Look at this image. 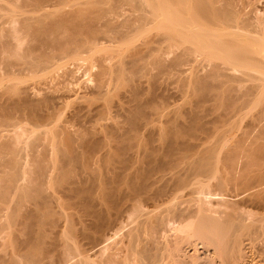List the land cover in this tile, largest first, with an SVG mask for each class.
Listing matches in <instances>:
<instances>
[{"label": "bare ground", "instance_id": "6f19581e", "mask_svg": "<svg viewBox=\"0 0 264 264\" xmlns=\"http://www.w3.org/2000/svg\"><path fill=\"white\" fill-rule=\"evenodd\" d=\"M6 1L15 3L25 13L30 10L31 15L44 9L33 16L26 15L29 12L24 15L20 9L19 13L11 8L13 5H4L0 0L1 12L7 11L0 13V24L7 23V27H0V63L3 64L0 67H5L9 75L11 72L13 76L23 75L27 70L32 74L33 69V74L41 69L39 73L43 69L48 72L57 62L73 56V67L67 68L69 63L66 67L65 63L61 71L63 76L69 73L67 77L73 79V72L79 71L74 65L80 64L75 59L79 61L83 53L87 56L96 51V54L97 46L105 42L111 44L106 46L112 50L104 47L107 51L102 48L103 55L100 52L97 57L91 55L98 62L100 72L97 69L94 73L98 79L95 88L102 94L108 90L107 84L119 79L124 89L129 87L130 95L125 96L128 103L132 102L128 107L119 104L120 101L116 106L113 104L116 111L126 112L122 113L123 124L101 125L94 120L99 128L91 125L95 129L88 132L71 129L85 110L86 114H99L96 119L99 116L101 120L113 108L108 100L103 104L109 105H96L93 110L91 103H86L75 106L67 124L47 131L51 135L46 137L47 141L43 137L38 143L41 139L35 136L26 142L25 131H21L26 130L29 135L32 133L29 127L21 125L19 131L14 128L13 136L8 134L10 131L7 133V128L13 129L16 119L20 122L26 118L32 120L30 123L50 121L48 109L56 99L30 98L27 94L30 89L19 86L16 77L15 82L11 78L9 84L0 87V264H196L198 256L183 263L185 246H191L194 252L198 251V244L211 248L213 258L221 260L228 242L227 231L235 220L242 219L244 227L247 220L257 221L262 234L263 7H255L253 0L255 5L251 0H88L86 3L67 0L72 5L75 3V7L66 10V6L59 9L57 5L62 0ZM84 3L87 7L80 8ZM76 4H80L79 8ZM47 6L55 8L46 10ZM147 27L153 33L149 30L150 34H146ZM141 34L145 36L143 42L137 45L135 40L130 45ZM23 36V42L28 40L23 43L27 44L25 50L20 46ZM112 44H119L118 48ZM87 58L83 56L81 61ZM63 67L67 68L65 74ZM154 69L157 71L152 72ZM108 70L111 77L106 76ZM171 75L178 77L181 85L192 86L191 91L197 96L195 102L167 111L166 97L152 93L155 95L152 98L142 99L144 88H138L141 78L153 85L157 78ZM72 79L69 78L71 84ZM70 87L71 91L75 90ZM93 96L80 98L97 100ZM154 97L162 101L157 102ZM24 142L32 150L30 174ZM204 168L211 170L210 178L222 174L220 181L217 180L220 187H216L217 181L213 185L212 179H204L209 177H204L207 170L205 175L199 174ZM200 175L205 181L199 180ZM178 196L184 199L179 197L178 201ZM171 203L181 205V208L176 206L180 209H176L178 213L173 214L171 208L168 211L173 215L166 212ZM162 206L167 207L162 213L164 217L158 214ZM153 218L155 222L161 220L157 226ZM224 224L227 231L222 229ZM256 231L258 234L259 230ZM254 233L247 235L249 240L241 233H234L228 239L234 238L235 244H240L242 239H253L250 245L254 241L258 245L259 236L254 237ZM147 244L150 248L154 244L158 247L149 258L145 251ZM256 251L253 260L262 262L264 255ZM210 263L206 260L205 264Z\"/></svg>", "mask_w": 264, "mask_h": 264}, {"label": "rangeland", "instance_id": "374dc122", "mask_svg": "<svg viewBox=\"0 0 264 264\" xmlns=\"http://www.w3.org/2000/svg\"><path fill=\"white\" fill-rule=\"evenodd\" d=\"M5 3H3V2ZM69 1V0H68ZM71 2H74L75 0H70ZM81 1L82 0H80L79 2L81 3ZM85 1H88V0H84L83 2H85ZM252 1V0H251ZM256 3V5H255V3ZM251 3L253 4V5H255V7L256 6H258V7H263L262 8V11L264 12V0H253ZM259 1V2H258ZM63 2H67V0H62L59 4H57V5H59V9H63V7L64 6H66V10L68 9V10H72L71 8H72V6H74L75 7V3H73V5L71 4V3H69V2H67L66 4L68 5H65V3H63ZM77 2H78V0H77ZM258 2V3H257ZM1 3H3L4 5H7V6H9V4H10V6H12L11 8H14V9H18V8H16L15 6H14V4H12L11 5V3L12 2H10V1H8V3H7V1L5 0H1ZM7 3V4H6ZM62 3H63V5H62ZM71 5H69V4ZM86 3V2H85ZM85 3H84V5L83 6H80V4L79 5H77V8H79V6H80V8H83V7H87V6H85ZM2 4V5H3ZM251 4V5H252ZM258 4V5H257ZM51 5V3H49V6ZM57 5H55L56 6V8H58V6ZM251 6V7H253L254 8V6ZM49 6H47L45 9L46 10H49V8L51 9L52 8V6L51 7H49ZM102 6H103V4H102ZM61 7V8H60ZM68 7H71V8H68ZM104 7H106V5L104 6ZM257 7V8H258ZM26 8V7H25ZM24 8V9H25ZM53 8H55L54 6H53ZM53 8H52V10H53ZM77 8H74V9H77ZM126 8V7H125ZM20 9V8H19ZM19 9H18V11L17 12H19ZM22 9V8H21ZM20 9V11H21V13H23L24 12V15L27 13V12H29L30 10L28 9V8H26L27 10H29V11H27L26 13H25V11H22ZM73 9V10H74ZM44 10V9H43ZM42 10V11H43ZM55 10V9H54ZM32 11H34V10H32ZM42 11H34L36 14H38V13H40V12H42ZM4 12V11H3ZM1 12V10H0V13H2V14H4V13H6V12ZM9 12V11H8ZM20 13V12H19ZM31 13L32 12H29V13H27L26 15H31ZM35 13H33L34 15H35ZM33 14L31 15V16H33ZM1 16V15H0ZM0 20L2 21V18L0 17ZM1 21H0V23H1ZM6 23V22H5ZM2 24H3V22H2ZM7 24V23H6ZM1 25L0 27L2 28L3 26L5 27H7V25ZM16 25H19L18 23L16 24ZM8 26H9V24H8ZM0 28V29H1ZM148 28H150V27H147V29ZM145 30V32H146V34H150V33H153V32H151V29H148V30ZM150 30V31H149ZM150 33H149V32ZM152 31H155V30H152ZM145 32L143 33L144 35H145ZM143 34H141V36H136V37H134L133 39L134 40H132L131 42H129L130 43V45H133V44H139V42L140 43H142L143 42V40H141V39H143ZM21 35H23V34H21ZM24 36H25V33H24ZM23 36V38H22V44L23 43H28V40L27 39H29V37H27L26 36V40H27V42L25 41V42H23V39L25 38ZM147 36V35H146ZM138 37H140L139 39H138ZM145 37V36H144ZM145 39V38H144ZM135 40L137 41V42H135ZM135 43H134V42ZM104 42V41H103ZM132 42H133V44H132ZM20 44V46L22 47V48H24V49H22V50H25V45H27V44ZM101 44H104V45H102L101 46ZM106 44H109V43H106ZM106 44H105V42L104 43H102V42H100V46L98 45L97 47H98V52L97 53H102V55L107 51V49H109L108 48V45L106 46ZM120 44V43H119ZM119 44H115V45H113L112 44V46H114V48L116 47V48H118L117 47V45H119ZM137 44V45H138ZM111 46V44H109V47ZM104 47H107V49L106 48H104ZM101 48V49H100ZM102 48L103 49H105V52H101V50H102ZM115 48V49H116ZM124 48V47H123ZM122 48V49H123ZM19 49H21V48H19ZM19 49H18V51H19ZM109 50H112V48H110ZM108 50V51H109ZM103 51V50H102ZM20 52V51H19ZM94 52V51H93ZM93 52L92 53H88L87 54V56L85 55V53H83L82 55L84 56V59L85 58H87L88 56H90V61H91V59H92V61H94V63H93V65H92V61L90 62L89 60H88V58H87V60L86 61H81V59H83V56L81 57V56H79V58H78V60L79 61H77V58L75 59V63L77 64V62H78V64L80 65V67L81 68H78L79 67V65H78V67L76 66V65H74L76 68H74V69H78V70H74V71H78V73H76V72H73V77L75 78V76H76V80H74V78L72 79L71 77V74H70V76L71 77H69L70 79H72L73 81H72V84H71V82H70V80H69V78L67 77V74H69V73H66L65 71L67 70V68L69 67V66H71L72 65V67H73V63H74V58L75 57H73V56H70V59H68V58H66V60H65V58L63 59V60H61V62H63V64L61 63V62H57L58 64L60 63L61 65H58L57 63V65L56 64H54L53 66H51L52 68H50V69H52V71L48 68V72H44V69H43V71L42 72H44V73H39L41 70H39L36 74H33V71H34V69H33V71H32V74H31V72H28V73H30V74H28L27 73V71H30V70H25L26 72V74L25 73H23V75H19V74H16L17 76H19V77H17L15 74V76H13L11 73V70H9L11 73H10V75L8 74V70H6L5 69V67H3V66H1V67H3V68H1V69H3L4 70V72L2 71V70H0V72L2 73H0L2 76H0V79H1V77H3L4 75L3 74H5V73H7V74H5V75H7L6 77L4 76V81H3V79H1L0 81L2 82H0V87H1V89H2V87L4 88L5 87V85L4 84H9V80L11 81V78H12V81L11 82H13L16 78H17V81H16V83L18 84H20L19 86H22V87H28L29 89H30V91L28 92L27 91V94L29 93V95H30V98L32 97V98H43V97H48L49 96V98L51 97H54V99H56V100H54V103H52V105H51V103H50V108L48 109L49 110V112L51 113V118H50V121L48 120V121H46V122H35V121H33V123H30V122H32V120L30 121L29 119L28 120H26V118H24V119H22L20 122H18V121H16L17 119L16 118H14V119H16V120H14L13 122H14V125L16 124V123H18V124H16L15 126L13 125V129H12V127L10 126L9 128H7L8 129V131H7V133L8 134H11V131L12 130H14V128H16L15 130L16 131H19V129H21L22 130V128H20V127H22L23 126V128H25V126L26 127H29L32 131V133L30 134L29 133V135H27L28 133H26V130H22L21 132H23V131H25V135H23L24 136V138L26 139V142H29L31 139H33L35 136L36 137H38V140H40V141H38V143L39 142H41L44 138H45V140H46V137H50L51 135H48L47 133V131H49V130H53V127H54V129H59V127L60 126H62L64 123L65 124H67L66 123V120L68 119L69 120V118H70V116L72 115V112H73V110L75 109V106L77 105H84L85 106V104L86 103H91L90 105H91V108H92V110H93V107H94V109H95V106L97 105H99V106H101L103 103H104V101H107L110 105H111V107H113L114 105L116 106V105H118V103H119V101H120V103L119 104H123L124 106L126 105L127 107H128V104L130 103V102H132V101H130L129 103H128V100H127V98H126V96H127V94H128V88L127 87H125V88H127V89H124V83L123 84H121V82H119V79H116V83L115 82H111L110 80L112 79H110L109 80V82H111L110 84H107L108 86H107V88H108V90L106 89V90H104V92L102 93V94H104V95H102V94H98L99 93V91L95 88V87H97L95 84H97L98 85V83H95V81H96V77H95V75H94V73L97 71V69H98V72L97 73H100L99 72V66H97V64H96V62H95V59L93 58V56L94 57H97V53L95 54V52H94V54L96 55H94L93 54ZM91 55H93L92 56V58H91ZM98 56H101L100 54H98ZM73 58V59H72ZM69 61H68V60ZM68 61V62H67ZM72 61H73V63H72ZM81 61V62H80ZM90 63V65H89V63ZM65 63H66V65H65ZM69 63V64H68ZM70 63H72V64H70ZM98 63V62H97ZM67 64H68V66H67ZM95 64V65H94ZM0 65H3V64H1L0 63ZM65 65V67L67 66V68L65 69V67H63L64 69V71H63V73L65 74V76H63V74H62V66H64ZM60 66V67H59ZM59 67V68H58ZM72 67H70V69H72ZM98 67V68H97ZM61 68V69H60ZM87 68V69H86ZM58 69V70H57ZM35 70H37V69H35ZM47 69H45V71H46ZM60 70V71H59ZM7 71V72H6ZM152 72H156L157 70L156 69H154V70H151ZM35 72V71H34ZM108 72L109 73H106V76H107V74L109 75L110 74V71L108 70ZM151 72V73H152ZM78 75V78H77V75ZM96 73V74H97ZM74 74H75V76H74ZM62 75V76H61ZM111 75V74H110ZM109 75V77H111ZM11 76H13V77H11ZM21 76V77H20ZM52 76V77H51ZM98 76V75H97ZM175 75H171V77L169 76H162V77H160L159 79L157 78V80H156V83H154L153 85H152V83L150 82V83H146V78L145 79H143V78H141V84H140V86L138 87V88H144L143 90L144 91H141L143 94H142V99H149V98H152L153 96H155L156 94H157V96H160V97H166V99L165 100H167V106L169 107H166V109H168L167 111H169V110H171V108H172V111L173 110H175L176 108H174L175 106H177V108H178V106H183V105H185V107L188 105L189 106V104L190 103H192V101L193 102H195V98L197 99V96L196 97H194V95H195V93L193 92L192 93V91H193V88H192V86H191V88H190V86L189 85H186V86H184V85H181V83L182 82H180L179 81V79H177L178 77H174ZM16 77V78H15ZM164 77V78H163ZM13 78H15V79H13ZM18 78L20 79V80H25V82H23V81H21V82H18L19 80H18ZM113 78H114V76H113ZM8 81H6V80ZM65 79V80H64ZM66 79H68V80H66ZM78 79V80H77ZM113 80V79H112ZM66 81V82H65ZM67 81H68V83H67ZM97 81H98V79H97ZM121 81V80H120ZM139 81H140V79H139ZM179 81V82H178ZM15 82V81H14ZM70 82V83H69ZM118 82V83H117ZM136 82H137V80H136ZM94 83V84H93ZM1 84H3V86L1 85ZM22 84V85H21ZM23 84H24V86H23ZM112 84H114L113 85V87H112ZM119 84V85H118ZM137 84V83H136ZM144 84V85H143ZM148 84V85H147ZM149 84H151L150 85V87H149ZM158 84V85H157ZM183 84V83H182ZM110 85H111V87H110ZM157 85V86H156ZM70 86H72V89H75L73 92H75L76 94H75V96H74V93H72V91H71V87ZM118 86V87H117ZM122 86V87H121ZM126 86V85H125ZM155 86V87H154ZM182 86V87H181ZM189 86V87H188ZM74 87V88H73ZM149 87V88H148ZM154 87V88H153ZM186 87V88H185ZM70 88V89H69ZM93 88H95V90L93 89ZM111 88H112V90H111ZM184 88V89H183ZM1 89H0V91H1ZM35 89V90H34ZM90 89V90H89ZM147 89V90H146ZM67 90H69V92L67 91ZM109 90H110V92H109ZM127 90V91H126ZM192 90V91H191ZM34 91V92H33ZM38 91V92H37ZM64 91V92H63ZM94 91H98L97 93L96 92H94ZM108 92V94H107V92ZM158 91V92H157ZM68 92V93H67ZM119 92H120V94H119ZM150 92V93H149ZM162 92V93H161ZM31 93H33V94H31ZM35 93V94H34ZM88 93V94H87ZM91 93V94H90ZM93 93V94H92ZM123 93V94H122ZM152 93H154L153 94V96L151 95ZM46 94V95H45ZM68 94H73V95H71V96H69ZM95 94V95H94ZM118 94V95H117ZM148 94H149V96H148ZM159 94V95H158ZM194 94V95H193ZM81 95V96H80ZM93 96V97H96L97 96V100L96 99H94L93 98V100H88V99H85L84 97H83V99H81L82 98V96H85L86 98H88L87 96H89V98H91V96ZM100 95L102 96V97H100ZM113 95V96H112ZM120 95L122 96V95H126L125 97L123 96V99H118V98H120ZM130 94H128V96H129ZM162 95V96H161ZM56 96V97H55ZM81 98H80V97ZM98 96H99V98H98ZM106 97V99H105V97ZM127 96V97H128ZM156 96V97H157ZM69 97V98H68ZM108 97V98H107ZM156 97H154V100L155 101H159V102H161L162 101V99L160 98V97H158V98H156ZM59 98V99H58ZM78 98H79V100H78ZM124 98H126V99H124ZM92 99V98H91ZM102 99H104V100H102ZM112 101H110V100ZM156 99H158V100H156ZM161 101H160V100ZM198 99H199V97H198ZM85 100V101H84ZM87 100V101H86ZM126 100H127V102H126ZM164 100V98H163V102L165 101ZM53 101V100H52ZM68 101V102H67ZM90 101V102H89ZM191 101V102H190ZM74 102V103H73ZM94 102V103H93ZM100 102V103H99ZM106 102V104H103V105H107L108 103ZM118 102V103H117ZM116 103V104H115ZM209 103V102H208ZM108 104V105H109ZM114 104V105H113ZM169 104V105H168ZM129 105H131V103L129 104ZM83 106V107H84ZM87 106H88V104H87ZM87 106H86V108H87ZM96 106V107H97ZM114 106V107H115ZM125 106V107H126ZM112 108V110H111V112H109L108 114H107V116L106 115H103V118L100 120V117L99 116H97V119H96V115H99V114H94L93 112H90V114L89 113H87L86 114V110H85V112H83L82 114H80L79 115V117H77V120L75 119V122H74V124L73 125H75L74 127H73V125H71V123H68V124H70L72 127H71V129H76V128H78V130L80 131V129H83V131H85V129L87 130L86 132H88V131H91V130H94L95 128H92L91 129V125L93 126V125H95L96 126V128H99L98 127V125H99V123H101V125H104V124H106L107 123V125L109 124V125H114L113 123H115V124H117V123H119L120 122V124H123L122 122H123V119H125V118H123L122 116L126 113V112H122V111H119L120 109H118V111L119 112H121V114L118 112V111H116V108ZM184 107V109H186ZM174 108V109H173ZM53 109V110H52ZM57 109V110H56ZM182 109V108H181ZM58 111V112H57ZM95 112V111H94ZM116 112V113H115ZM57 113V114H56ZM118 113V114H117ZM122 113H124V114H122ZM84 114V115H83ZM90 117H89V116ZM17 116V115H16ZM15 116V117H16ZM84 116V117H83ZM87 116V117H86ZM95 116V119L94 118H92V117H94ZM101 116V115H100ZM105 116V117H104ZM55 117V118H54ZM79 118H80V120H79ZM88 118V119H87ZM99 118V119H98ZM106 118V119H105ZM56 119V120H55ZM103 119H104V121H103ZM94 120H98V124L96 123V122H94ZM122 120V121H121ZM65 121V122H64ZM107 121V122H106ZM16 122V123H15ZM22 122V123H21ZM78 122V123H77ZM104 122V123H103ZM124 122H125V120H124ZM20 123V124H19ZM41 124H43L42 126H40ZM52 124V125H51ZM22 125V126H21ZM25 125V126H24ZM35 125V126H34ZM46 125V126H45ZM20 126V127H19ZM95 126H93V127H95ZM68 127H70L69 125H68ZM70 129V128H69ZM88 129H90V130H88ZM42 131V132H41ZM44 131V132H43ZM82 131V130H81ZM82 131V132H83ZM35 132V133H34ZM46 132V133H45ZM44 133L46 134V136L44 135ZM49 133H51L52 134V131L51 132H49ZM39 134V135H38ZM14 135V132L10 135V136H13ZM44 135V136H43ZM48 135V136H47ZM40 136V137H39ZM44 137V138H43ZM29 140H28V139ZM40 138V139H39ZM1 139V138H0ZM48 139V138H47ZM1 141V140H0ZM47 141V140H46ZM25 145V146H24ZM23 152H24V156H25V158H28V160L27 159H25L24 158V160L26 161L27 160V164L28 165H26V167H28L29 169H28V171L30 170L31 172H32V168H33V166H31V165H33V162H32V164L30 163L32 160H31V158H32V156H30L31 155V147L28 145V143H23ZM37 148H39V145H38V147H35V149L37 150V152H38V150H40V148L39 149H37ZM24 149H25V151H24ZM34 150V149H33ZM36 150H34V151H36ZM23 154V153H22ZM28 154V155H27ZM28 157H27V156ZM29 157H31L30 159H29ZM23 160V159H22ZM31 164V165H30ZM29 165H30V167H29ZM31 168V169H30ZM203 170H204V172H203ZM208 172H207V171ZM29 171V174L31 173ZM205 171L208 173V174H204L205 173ZM209 172H211V170L209 169H206V168H204V169H201V171L199 172V174H204L205 176L204 177H206V176H209V177H206V178H204V177H202L201 175L198 177L199 178V180H209V178H210V173ZM212 174V173H211ZM219 174V173H218ZM216 174V176L215 177H219L220 176V178L218 179V177L217 178H215L214 177V175L213 176H211V178L210 179H212L211 181H212V184L214 185V183L217 181V180H219L220 181V179H221V175L219 174ZM200 177H202V178H204V179H202V178H200ZM213 177V178H212ZM216 179V180H215ZM24 180H26V179H23V181ZM192 179H190L189 178V181H191ZM204 180V181H205ZM187 181H188V179H187ZM192 181H194V180H192ZM210 181V182H211ZM219 181H217L216 183H215V185H216V187H220L217 183H219ZM214 182V183H213ZM218 185V186H217ZM213 187V186H212ZM217 190H218V188H217ZM179 197H181V196H178L176 199L179 201ZM182 198V200L184 199V197H181ZM188 197L186 196V199H187ZM190 198V197H189ZM226 198H230V197H226ZM185 199V200H186ZM225 199V198H224ZM188 200V199H187ZM222 200V199H221ZM175 202H177L176 200H175ZM189 203V202H188ZM187 203V205H189ZM171 204H172V206H171ZM171 204H169V209H167V211H166V208L168 207V204L167 205H165V206H167V207H165V206H162V207H165V210L161 207V209L163 210H161V212H160V210L158 211L159 213L158 214H162L164 211H166V212H169L168 214L170 215V212L173 210V214H176V213H178V211H180V209L179 208H177L176 206H178V207H180L181 208V205L179 206L178 204H175L176 206H173V204L174 203H171ZM191 204H194L192 201H191ZM195 205V204H194ZM194 205H191V207H193ZM183 206V205H182ZM184 207V206H183ZM190 207V208H191ZM170 208H171V211H168V210H170ZM159 209V208H158ZM176 209H178V211L176 212ZM175 211V212H174ZM157 211H155V213H156ZM154 214V213H153ZM166 213H164V215H165ZM167 214V215H168ZM171 214H172V212H171ZM172 214V215H173ZM155 215V214H154ZM156 215H157V213H156ZM167 215H165V216H167ZM157 216H159V215H157ZM162 216H163V214H162ZM161 216V217H162ZM161 217H159V218H161ZM164 217V216H163ZM162 217V220L164 219ZM154 219V218H153ZM156 219V218H155ZM155 219H154V223H156V226L159 224L158 222L159 221H161L160 219H158L157 220V222H155ZM242 220V219H241ZM239 221V220H235L233 223H232V226H230V228L228 229L229 230V232L227 231V229L226 228H228L227 227V225L226 224H224V228H222V229H226L225 231H227V234H229L228 235V237L230 238V237H233V235H234V233H235V235L236 234H240L241 233V235L242 234H246L245 236H246V238L248 239H250V237H248L247 235H250V234H253L254 233V231H256L257 229L259 230V233L258 234H255L256 236H254V235H251V237L253 238V236L254 237H257V235L259 236V239L261 240H259V239H257V238H255L254 240H256V242L258 243V245H256V243H255V241L250 245V243L249 242H251L252 240H250V241H247L246 239H242V238H244V237H242L241 235H240V237H242V238H240V239H242V240H244V241H246V242H248V244H246L245 243V245L243 244L244 243V241H241L240 240V244H235V240H233L232 241V239H234V238H231V239H228V237H227V239H226V241H228V242H225V244L227 245V247H226V245H225V248L223 249V254H222V259L221 260H219L218 259V257L216 258V256L213 258V256L211 255V254H213L212 253V249L210 248V249H208V248H204L203 247V245H202V247H200L201 245L200 244H198L197 246V250L198 251H196V252H194L193 251V249H192V247L191 246H185V248H184V253H185V255H184V258H183V256H182V261H184L183 263H189L192 259L194 260V259H197V256H198V259H197V263L196 264H200V263H202V264H205L206 263V260L208 261V263H210L211 262V260H213V259H215V260H213L214 262H215V264H263L264 262H263V260H264V257H262L263 259H261V261L263 262H260V260H256V261H254L253 260V258L254 259H256L255 257L257 256L256 254H257V249H258V253H260V251H261V253L264 255V228L263 229H261L262 230V234H261V231H260V229H259V227L260 228H262L261 227V224H260V226L258 227V223H257V221H256V223L255 222H253V223H251V220H247L246 222L247 223H245L246 224V227H244V226H242V221ZM240 222H241V224H240ZM160 223H162L163 224V222H160ZM236 224V225H235ZM248 224V225H247ZM229 225H231V224H229ZM228 225V226H229ZM155 226V225H154ZM155 226V227H156ZM161 226V224L159 225V227ZM241 226V227H240ZM249 226V227H248ZM251 226V227H250ZM254 226V227H253ZM256 226H257V229H256ZM129 227V226H128ZM223 227V226H222ZM240 227V228H239ZM158 228V227H157ZM236 228V229H235ZM126 229V228H125ZM124 229V230H125ZM159 229V228H158ZM246 229V230H245ZM254 229H256V230H254ZM123 230V231H124ZM237 230L240 232H237ZM231 231V232H230ZM250 231V232H249ZM244 232V233H243ZM257 232V231H256ZM230 234H231V236H230ZM243 235V236H244ZM248 239V240H249ZM231 240V241H230ZM230 241V242H229ZM233 243V247L231 248V246H232V243ZM230 243H231V245H230ZM261 243V244H260ZM159 245H158V247H160L162 244L159 242L158 243ZM242 244V245H241ZM156 245V246H155ZM236 245H238L239 247H237ZM241 245V246H240ZM147 247H148V249H147V247H145L146 249H145V251H146V255L148 256L147 258H149V257H151L152 256V254L155 252V250H153L154 248L157 250V244H154V246L152 247V248H150L151 246H148V244L146 245ZM236 246V247H235ZM251 246V247H250ZM256 246V247H255ZM257 246H259V247H257ZM263 247V248H262ZM245 248V249H244ZM255 248V249H254ZM232 249V250H231ZM240 249V250H239ZM263 251H262V250ZM148 251V252H147ZM153 251V252H152ZM246 251V252H245ZM152 252V253H151ZM197 252H198V254H197ZM188 253V254H187ZM192 254H194V255H192ZM149 255H151V256H149ZM191 255H192V257H191ZM207 255V256H206ZM212 256V258H208V256ZM225 255V256H224ZM256 255V256H255ZM154 256V255H153ZM186 256V257H185ZM190 256V257H189ZM209 256V257H210ZM224 256V257H223ZM243 256V257H242ZM236 258V259H235ZM252 258V259H251ZM258 259V258H257ZM201 260V261H200ZM204 260V261H203ZM210 260V261H209ZM212 261V262H213ZM257 261H259V262H257ZM211 262V263H212ZM223 262V263H222ZM234 262V263H233ZM210 263V264H211ZM213 264V263H212Z\"/></svg>", "mask_w": 264, "mask_h": 264}]
</instances>
